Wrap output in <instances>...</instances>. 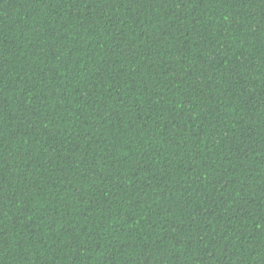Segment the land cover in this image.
<instances>
[{
    "label": "trees",
    "instance_id": "obj_1",
    "mask_svg": "<svg viewBox=\"0 0 264 264\" xmlns=\"http://www.w3.org/2000/svg\"><path fill=\"white\" fill-rule=\"evenodd\" d=\"M0 264H264V0H0Z\"/></svg>",
    "mask_w": 264,
    "mask_h": 264
}]
</instances>
